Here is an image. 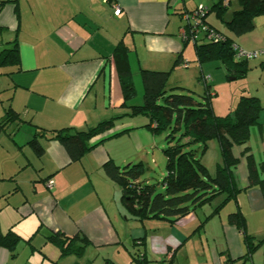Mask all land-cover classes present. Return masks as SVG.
<instances>
[{
    "label": "crops",
    "instance_id": "1",
    "mask_svg": "<svg viewBox=\"0 0 264 264\" xmlns=\"http://www.w3.org/2000/svg\"><path fill=\"white\" fill-rule=\"evenodd\" d=\"M202 1L18 0L1 6L0 53L15 42L17 59L14 64L0 61V230L13 229L22 240L12 254L0 247V264H43L45 258L52 264H137L133 256L142 264H264V57L248 62L239 95L255 96L263 107L247 143L261 185L248 186L242 148L234 146L239 159L233 171L236 201L211 217L224 195L173 223L141 221L127 213L119 186L103 171L109 160L118 166L147 161L154 148L163 147L143 127L146 117L128 116L130 106L142 103L141 71H167L168 86L198 95L204 93L203 76H210L211 91L229 81L220 63L199 62L194 45L183 38L181 13ZM212 6L207 21L215 14ZM116 7L122 11L119 17ZM230 9H239L237 0H230L225 20L231 18L226 17ZM224 34L244 50H260L264 16L255 17L252 30L241 36ZM120 43L136 90L126 106L114 54ZM109 120L113 128L92 139V149L77 162L45 137H39L44 147L40 158L28 145L43 131H85ZM237 208L245 235L256 247L249 258H244V234L228 222ZM52 232L78 235L88 244L79 257H61L46 240ZM39 233L45 239L35 242ZM27 247L32 256L37 249H50L29 262L20 257Z\"/></svg>",
    "mask_w": 264,
    "mask_h": 264
},
{
    "label": "trees",
    "instance_id": "2",
    "mask_svg": "<svg viewBox=\"0 0 264 264\" xmlns=\"http://www.w3.org/2000/svg\"><path fill=\"white\" fill-rule=\"evenodd\" d=\"M17 1L0 0V8L6 3L16 4ZM226 1L227 5H224ZM237 3L239 9L232 12L229 20L223 17L230 0H218L212 6L211 11H215L216 18L225 25L228 31L235 36H241L252 30L255 17L264 16V0H237ZM206 11L204 23L211 30L222 35L224 41L215 43L203 38L192 41L189 38L191 28L186 23L182 27L186 30L184 40L194 45L199 62H218L229 73V76L233 73L236 79L244 78L248 71L247 64L250 61L235 58L232 46L236 44L207 21L209 9ZM184 13H181V16ZM12 44L9 50H3L0 53L1 62L10 64L16 62L17 46L15 42ZM125 52V47L120 43L114 53L119 65L117 67L123 106H126L136 96ZM169 74L167 71H141L142 103L138 106H130L128 115L146 117L147 123L143 127L155 135L167 133V147L163 149L166 157V175L161 182L162 190L159 191L156 185L140 181V177L145 172L142 162L118 166L109 160L103 165L107 178L119 186L122 193L121 202L127 213L141 221L154 219L173 223L224 195L222 202L212 211L211 217L231 200L236 201L239 190L233 171L239 164V159L233 154L234 146L242 148L241 156L246 162L248 186L263 183L247 145L250 128L258 124L260 113L263 110L259 99L255 96L241 95L232 113L217 116L211 106L210 86L204 87L203 95L181 87H170L168 86ZM12 120V117L7 118V121ZM113 126L114 121L109 120L98 123L85 131L73 129L43 131L42 135L35 134L28 145L35 156L40 158L44 154V147L39 137H45L58 142L66 151L70 162H77L92 149L89 142L102 136ZM181 128L183 132L175 138V132ZM210 140L217 141L222 159L213 175L207 172L200 161L201 155L206 151L207 142ZM228 222L244 234V240L248 246L244 258L251 257V252L256 247H252V238L245 235V220L238 208L228 215ZM21 240L13 229H9L6 233L0 230V247L11 254ZM46 240L59 250L61 257L68 255L79 257L83 253L84 246L88 244L84 237L78 235L67 237L60 232H52ZM132 260L137 264H142V261L136 260L134 256ZM104 264L114 263L106 260Z\"/></svg>",
    "mask_w": 264,
    "mask_h": 264
},
{
    "label": "rangeland",
    "instance_id": "3",
    "mask_svg": "<svg viewBox=\"0 0 264 264\" xmlns=\"http://www.w3.org/2000/svg\"><path fill=\"white\" fill-rule=\"evenodd\" d=\"M217 1L218 0H203L202 3L204 4V6L206 8L207 7L210 8ZM232 6H233V4H232ZM215 15L216 14L212 13V15L209 16L208 22L211 23L216 28H218L220 31H222L224 33L227 32L224 24L222 22L218 21V19L216 18ZM231 15H232V9H230V11L228 13H226V17L229 18V17H231ZM212 66L213 65H211L210 67H212ZM212 69L217 70L216 68H214V66L212 67ZM253 80H254V78H252L251 81L249 80L250 83H252ZM243 85H244V79H242V78L241 79H235L232 81H230V80L228 81L227 79H225V82L222 86H218V89L217 88L212 89L213 96H211L210 100H211V106H212V109H213V112L215 115L225 116V115L233 112V110L237 104L239 95L241 94L242 88L244 87ZM245 85H246V82H245ZM214 92H216V96H215ZM182 132H183L182 128L180 130H177L175 132V138H178ZM156 136H158V141L160 142V145L161 144L163 145V147L154 148L155 149L154 154L150 155L147 158V161H142V159H134L135 161H133V164H136L138 162H142L145 165V172L140 177V181L144 182V183L156 185L157 189L160 191L161 190V182H162L164 176L166 175V170H165L166 157H165V154L163 152V149L165 147H167V143H166L167 133L158 134ZM256 141H257V137H256ZM200 161L205 166V168L207 169V172L210 175H213L215 173L216 166L218 164L220 165L221 161H222L219 145H218L216 140H210L209 142H207L206 151L201 155ZM127 164H129V163H127ZM127 164H125V165H127ZM45 236H46L45 233H39V235L37 237H35V240H37L35 242L42 241L41 237L44 240ZM48 247H49V245H48ZM53 248H55V247H53ZM48 249H50V248L37 249L34 252L35 256H32V255H30L31 248L27 247L25 249L26 250L25 253H23V252L20 253V255H21L20 257L23 260H26L27 258H29V262H33L35 260V257H37V255H39L38 252H40V250H42L44 253H46V252H48ZM40 255H44V254L41 253ZM43 264H52V262H50L47 258H45Z\"/></svg>",
    "mask_w": 264,
    "mask_h": 264
},
{
    "label": "built area",
    "instance_id": "4",
    "mask_svg": "<svg viewBox=\"0 0 264 264\" xmlns=\"http://www.w3.org/2000/svg\"><path fill=\"white\" fill-rule=\"evenodd\" d=\"M207 9L203 5H199L196 9H193L191 12H185L182 16V19L185 21L186 24L190 26V36L189 38L192 41H195L199 38H203L208 42H219L224 41V37L219 33L214 32L211 30L205 23L204 18L206 15ZM122 11L118 7L114 10V16L119 17ZM183 38L186 37V30L183 29L182 32ZM232 49L235 54V58L241 61H254L259 59L260 57H264V47L260 50L256 51H247L240 48L237 45H233ZM210 81V76H203L201 79V83L204 87L208 85ZM52 182H49V186Z\"/></svg>",
    "mask_w": 264,
    "mask_h": 264
},
{
    "label": "water",
    "instance_id": "5",
    "mask_svg": "<svg viewBox=\"0 0 264 264\" xmlns=\"http://www.w3.org/2000/svg\"><path fill=\"white\" fill-rule=\"evenodd\" d=\"M234 79H235V77L233 76V73H231V76H230L229 80L232 81Z\"/></svg>",
    "mask_w": 264,
    "mask_h": 264
}]
</instances>
